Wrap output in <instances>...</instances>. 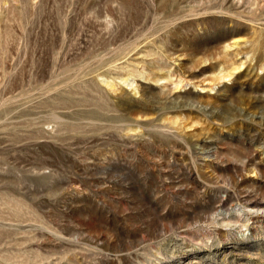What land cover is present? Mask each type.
Instances as JSON below:
<instances>
[{"label":"rangeland","instance_id":"1","mask_svg":"<svg viewBox=\"0 0 264 264\" xmlns=\"http://www.w3.org/2000/svg\"><path fill=\"white\" fill-rule=\"evenodd\" d=\"M0 264H264V0H0Z\"/></svg>","mask_w":264,"mask_h":264}]
</instances>
